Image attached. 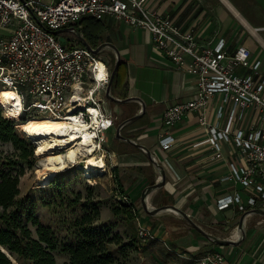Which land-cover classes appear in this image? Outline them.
Segmentation results:
<instances>
[{"label": "built area", "instance_id": "obj_1", "mask_svg": "<svg viewBox=\"0 0 264 264\" xmlns=\"http://www.w3.org/2000/svg\"><path fill=\"white\" fill-rule=\"evenodd\" d=\"M146 0H0V85L20 96L22 112L32 117L65 118L68 114L87 122L96 108L99 120L94 140L105 141V131L114 118L103 104L110 68L101 50L94 53L75 35L63 41L54 30L80 29L83 17L114 20L140 27L152 34L153 50L163 53L178 69L195 78L194 94L167 106L162 122L173 125L184 115L197 113L207 128L204 139L214 157H223L222 143H234L242 164L228 162L225 179L240 182L248 191V203L264 202V71L261 60L251 57L250 48L239 43L232 49L223 38L201 44L191 30H182L167 14L145 5ZM103 69L100 74V69ZM211 116V118H209ZM174 137L164 132L162 149ZM230 153V152H229ZM244 205L238 193L217 199L219 209ZM141 243L159 239L137 215ZM182 264H230L222 251L184 255Z\"/></svg>", "mask_w": 264, "mask_h": 264}, {"label": "crops", "instance_id": "obj_2", "mask_svg": "<svg viewBox=\"0 0 264 264\" xmlns=\"http://www.w3.org/2000/svg\"><path fill=\"white\" fill-rule=\"evenodd\" d=\"M145 5L169 15L182 30H191L201 44H214L223 38L231 49L239 43L247 45L251 57L261 60L264 71V43L256 38L261 46L253 54L254 40L242 34V27L247 31L249 26L255 30L262 29L256 32L264 42V0H146ZM99 21L101 42H113L123 61V75L117 86L119 93H111L120 98L138 97L145 104L141 111L138 99L111 101L110 111L119 120L116 123L114 119V125L105 131L104 141L108 142L106 152L112 165L117 167L126 197L135 204L142 223L157 235L159 239L155 240L170 244L171 250L180 257L178 263L172 264L184 263V255H198L206 251H222L230 264H264L261 237L264 234V218H256L246 225L242 241L231 245L216 243L192 226H184L175 214H168V211L150 215L143 210L140 202L142 189L156 181L159 172L140 147L115 136L117 125L137 113V117L121 126L120 133L146 146L165 170V182L149 195L151 205L175 204L207 232L219 238L235 239L237 225L233 232L227 233V224L234 223V215L246 208H264V202L257 200L255 204H249V193L242 184L225 179L230 171L229 161L239 165L244 162L234 143H222L223 157L220 158L214 157V150L208 143L194 145L208 133L207 128L197 121L196 112L184 115L173 125L162 122V112L167 106L193 96L195 78L176 68L163 53L153 50V38L149 31L110 16ZM164 132L174 137L169 149H162L159 144ZM235 193L240 195L243 209L235 203L222 209L217 207L219 197ZM252 215L261 214L249 216ZM153 263L158 262H149Z\"/></svg>", "mask_w": 264, "mask_h": 264}, {"label": "trees", "instance_id": "obj_3", "mask_svg": "<svg viewBox=\"0 0 264 264\" xmlns=\"http://www.w3.org/2000/svg\"><path fill=\"white\" fill-rule=\"evenodd\" d=\"M81 24L80 30L87 42L94 47L98 45L101 42L100 21L85 16ZM122 75L121 59L112 80V93H119L117 86ZM13 117L3 118L0 115V141L11 142L14 147L12 151L0 152V264H13V258L25 264H55L54 251L57 248L68 254L64 264H118L123 256L120 251L124 253L129 247L138 249L142 245L134 229L138 210L130 200L111 207L113 215L119 216L131 227L124 233L112 232L104 227L94 229L99 206L92 200H86L80 205L81 213L69 218L76 232L75 242H59L50 224H44L32 212L24 211L19 182L25 172L23 161L29 159L35 145L22 130V125L31 116L22 112L19 118ZM30 142L34 145L32 148H28ZM113 171L117 186L126 197L116 166H113ZM72 208H77V205ZM111 246H115L117 254Z\"/></svg>", "mask_w": 264, "mask_h": 264}, {"label": "rangeland", "instance_id": "obj_4", "mask_svg": "<svg viewBox=\"0 0 264 264\" xmlns=\"http://www.w3.org/2000/svg\"><path fill=\"white\" fill-rule=\"evenodd\" d=\"M242 28L244 29L242 33L244 34V37L254 40L252 43V50L254 54L255 51L260 48L261 44H259L256 36L250 30L247 31L245 27ZM256 30L259 32L262 29ZM58 35L60 39L66 41L67 38H73L76 34L74 32L63 30L60 31ZM101 52L102 56L108 61L109 68H112L114 63V53L112 49L105 47L101 50ZM1 93L2 90L0 95ZM103 104L105 109L111 113L110 107L112 102L105 98ZM0 115L3 118L9 117L5 114L3 108L0 110ZM112 116L117 123L119 117L117 118V116L113 114ZM13 118L17 119L19 118V115ZM107 144L108 142L102 143L98 148H96L95 151L96 154L99 152H103L105 154L104 160L106 163V170L104 173L95 174L92 176L83 175L80 168L76 167V165H72L64 170L56 172L55 176L48 180V182L40 183L41 175L44 172V166L40 165L39 161L43 155H35V150H33V153L30 155L29 159L23 161L25 172L20 177L19 196L23 198V205L25 206L24 211L26 213L32 212L35 216H37L40 222L44 224H50L59 242L76 241V232L74 227L70 224L69 218H73L74 215L81 213L80 205H82L86 200H92L93 202L98 203L99 206V217L93 224L94 229L104 227L111 230L112 232L124 233L125 230H129L131 228L119 216L113 215L111 211V207L113 205L120 204L121 202H128V198L121 194L120 189L118 188L119 186H117L115 181V172L113 171L112 161L106 152L108 148ZM32 146L34 145L30 142L28 148H32ZM12 150H14V147L11 142L0 141V152L5 153ZM83 159V156H79L77 158L79 162H82ZM117 175L121 180V176L118 174V172ZM75 200H77L76 203H72ZM74 204L77 205V208H72ZM168 212V214H175L178 222H182L184 223V226L190 227L189 223L178 213L171 211ZM240 214L241 212H238L234 215V223L227 224V233H229L228 231L233 232V230L236 228ZM249 215L245 218L244 227L249 223L251 224L256 218H264V215L262 214V216ZM173 221L177 222V220ZM134 225V229L136 230L137 234L136 218L134 220ZM262 236L264 242V234H262L261 237ZM153 242L156 243L153 244ZM111 247L114 253L117 254L118 251L116 250L115 246ZM119 253H122L123 256H121L122 258H120L118 264H149L150 261H157L158 263L156 264H172L178 263L180 258L171 250L170 244L159 240H148L145 241V244L142 243L138 249L129 247L124 251V253L121 251ZM54 256L55 264H64L68 254H65L60 250V248H57L54 251ZM13 264L25 263L13 258Z\"/></svg>", "mask_w": 264, "mask_h": 264}, {"label": "bare ground", "instance_id": "obj_5", "mask_svg": "<svg viewBox=\"0 0 264 264\" xmlns=\"http://www.w3.org/2000/svg\"><path fill=\"white\" fill-rule=\"evenodd\" d=\"M249 28L256 38L264 43L255 28L250 26ZM100 72L102 74V68ZM1 90L0 103L5 114L7 116H18L21 109L19 94L10 87H2L0 92ZM89 111L92 115L91 120L87 122L68 114L65 118L71 120L51 116L28 117L27 122L22 125V130L35 145V154L38 156L43 155L39 161L40 165L44 166L40 183L48 182L56 172L72 165L80 168L85 176L105 172V154L103 152L95 153L96 148L100 146L94 140L96 136L94 126L99 121L96 117L97 110L93 106H89ZM79 156H83L82 162L77 160ZM165 211L175 212L172 209H166ZM238 234L239 230L237 228L236 236Z\"/></svg>", "mask_w": 264, "mask_h": 264}, {"label": "water", "instance_id": "obj_6", "mask_svg": "<svg viewBox=\"0 0 264 264\" xmlns=\"http://www.w3.org/2000/svg\"><path fill=\"white\" fill-rule=\"evenodd\" d=\"M72 29V31L76 34V36L79 38V40L81 41V43L83 45H85L86 47L90 48L94 53L99 52L101 49L105 48V47H109L112 49L113 53H114V63L112 68L110 69V75H109V81L105 87V97L110 100V101H115V102H125L127 100L130 99H138L141 102V111H143L145 104L144 102L138 98V97H134V96H126V97H116L111 93V84H112V80L114 77V74L119 66V62L121 60V55H120V51L118 49V47L110 41H103L100 42L98 45H96L95 47H92L87 40L85 39L84 35L82 34L81 31H79L76 27L72 26L70 27ZM67 27L65 28H61V29H56L54 30V33H59L60 31L66 30ZM139 113L134 114L133 116H130L124 120H122L118 125H117V129H116V134L115 136L118 138H123L127 141H129L130 143H133L135 145H137L138 147H140L148 156V158L150 159V161L153 163V165L157 168L158 172H159V176L157 178L156 181H154L153 183H150L148 185H146L141 192V196H140V202H141V206L143 208V210L150 215H155L158 213H161L163 211H165L166 209H172L174 210L176 213H178L181 217H183L190 226H192L193 228H195L196 230H198L200 233H202L204 236L208 237L210 240L219 243V244H231V245H237L239 244L242 239L245 236V218L249 215V214H253V213H259V214H263L264 215V208L263 207H251V208H246L244 209L238 219L237 222V228L239 230V235L237 236V238L233 239V238H219L216 235H213L212 233L207 232L204 228H202L186 211H184L183 209H181L179 206L175 205V204H171V203H167V204H161L158 206H153L150 204L149 202V195L156 189L160 188L163 183L165 182V170L162 166L161 163H159L157 161V159L154 157V155L152 154V152L143 144H140L138 142H135L133 139L129 138V137H125L120 133V128L121 126L135 118L138 116Z\"/></svg>", "mask_w": 264, "mask_h": 264}]
</instances>
